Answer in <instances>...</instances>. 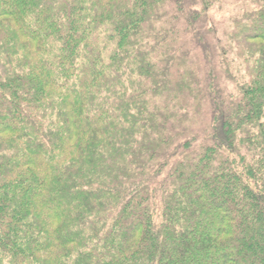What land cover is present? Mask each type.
I'll return each instance as SVG.
<instances>
[{
    "label": "trees",
    "instance_id": "trees-1",
    "mask_svg": "<svg viewBox=\"0 0 264 264\" xmlns=\"http://www.w3.org/2000/svg\"><path fill=\"white\" fill-rule=\"evenodd\" d=\"M232 3L0 0V264H264V0Z\"/></svg>",
    "mask_w": 264,
    "mask_h": 264
},
{
    "label": "rangeland",
    "instance_id": "rangeland-1",
    "mask_svg": "<svg viewBox=\"0 0 264 264\" xmlns=\"http://www.w3.org/2000/svg\"><path fill=\"white\" fill-rule=\"evenodd\" d=\"M226 1L228 4L224 5L223 7H221L220 4H217L209 9L208 14L210 17H213L215 21H226L228 15H230V13L236 9V3H232V0ZM229 87L230 89L232 88L231 85H229Z\"/></svg>",
    "mask_w": 264,
    "mask_h": 264
}]
</instances>
